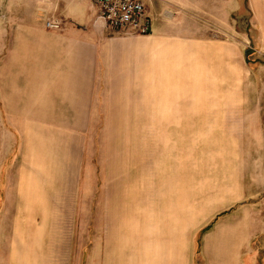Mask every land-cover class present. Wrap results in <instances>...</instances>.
I'll list each match as a JSON object with an SVG mask.
<instances>
[{"label":"rangeland","instance_id":"374dc122","mask_svg":"<svg viewBox=\"0 0 264 264\" xmlns=\"http://www.w3.org/2000/svg\"><path fill=\"white\" fill-rule=\"evenodd\" d=\"M12 3L0 0V61ZM148 12L152 36L104 28L165 52L133 87L120 78L124 92L103 83L91 117L57 127L0 101V264H264V0Z\"/></svg>","mask_w":264,"mask_h":264},{"label":"crops","instance_id":"0c3cea01","mask_svg":"<svg viewBox=\"0 0 264 264\" xmlns=\"http://www.w3.org/2000/svg\"><path fill=\"white\" fill-rule=\"evenodd\" d=\"M12 2L14 26L9 52L0 61V101L4 102L6 117H51L55 119L53 122L57 127L65 125L62 120L71 115V111L76 117H91L92 113H85L89 111L85 103L101 101L103 83L107 92L113 88L124 92L127 85L123 80L129 79L131 85L128 86L133 87L136 78L148 77L150 61L155 58L157 62L166 49V40L163 39L155 38L149 44L145 37L108 36L110 30L104 28L105 24L93 0ZM44 12L46 17L43 16ZM46 18L60 21L63 29H46ZM154 28L155 25L150 36L154 34ZM118 33L131 35L121 31ZM107 68L108 74L103 75ZM118 86L123 87L116 89ZM21 101L27 102L29 109H20V112L18 102ZM44 124V121H40L35 127L43 128ZM57 131L69 133L70 129ZM33 151L39 154L38 150ZM14 180L10 178L11 182ZM21 189L20 185L19 197L27 202L28 197H22ZM66 197H69L68 193ZM39 206L45 212L47 204L43 197L39 199ZM32 213L33 210L30 211ZM33 228L48 227L37 224ZM42 261L48 263L53 262V259L43 256Z\"/></svg>","mask_w":264,"mask_h":264},{"label":"built area","instance_id":"2783aa9c","mask_svg":"<svg viewBox=\"0 0 264 264\" xmlns=\"http://www.w3.org/2000/svg\"><path fill=\"white\" fill-rule=\"evenodd\" d=\"M153 0H95L100 19L104 24L117 31L135 35L151 34L152 22L148 8ZM61 23L58 20L46 21V27L59 31Z\"/></svg>","mask_w":264,"mask_h":264}]
</instances>
